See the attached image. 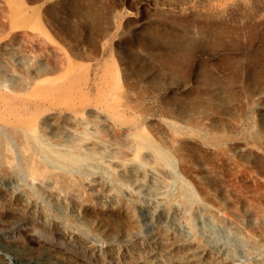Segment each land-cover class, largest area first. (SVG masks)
Returning <instances> with one entry per match:
<instances>
[{"label":"rangeland","instance_id":"rangeland-1","mask_svg":"<svg viewBox=\"0 0 264 264\" xmlns=\"http://www.w3.org/2000/svg\"><path fill=\"white\" fill-rule=\"evenodd\" d=\"M14 2L0 264H264V0Z\"/></svg>","mask_w":264,"mask_h":264},{"label":"bare ground","instance_id":"bare-ground-1","mask_svg":"<svg viewBox=\"0 0 264 264\" xmlns=\"http://www.w3.org/2000/svg\"><path fill=\"white\" fill-rule=\"evenodd\" d=\"M15 5L19 8L21 6V0H15ZM30 102V101H29ZM27 107V106H26ZM1 115V114H0ZM30 148V147H29ZM29 157V156H28ZM33 165V164H32ZM36 168V167H34ZM35 171V170H34ZM6 258L9 260V263H13V264H26L25 262H21L18 258H16V256H6L5 255V261H6ZM7 260V262H8ZM28 264V263H27ZM30 264V263H29Z\"/></svg>","mask_w":264,"mask_h":264}]
</instances>
